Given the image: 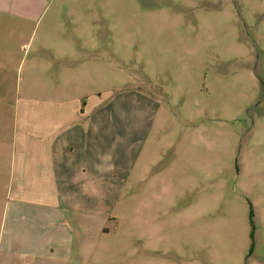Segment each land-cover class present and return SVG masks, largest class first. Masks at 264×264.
Segmentation results:
<instances>
[{"label":"rangeland","instance_id":"374dc122","mask_svg":"<svg viewBox=\"0 0 264 264\" xmlns=\"http://www.w3.org/2000/svg\"><path fill=\"white\" fill-rule=\"evenodd\" d=\"M11 1L0 202L17 115L66 64L68 95L112 91L119 112L145 116L133 128L148 126L112 215L75 234L73 264H264V0ZM140 93L150 100L135 109Z\"/></svg>","mask_w":264,"mask_h":264},{"label":"crops","instance_id":"0c3cea01","mask_svg":"<svg viewBox=\"0 0 264 264\" xmlns=\"http://www.w3.org/2000/svg\"><path fill=\"white\" fill-rule=\"evenodd\" d=\"M11 2L1 0L3 6ZM70 72L76 73L65 64L44 97H27L17 115L0 202V264H73L75 234L93 218L112 215L110 196L130 168L131 145L146 135L145 123L132 125L145 116L119 112L112 91L68 95ZM74 83L83 84L79 78ZM140 94L135 109L147 107L149 98Z\"/></svg>","mask_w":264,"mask_h":264}]
</instances>
